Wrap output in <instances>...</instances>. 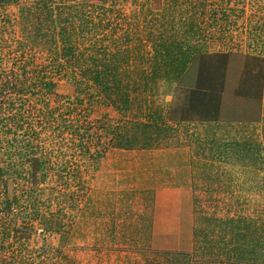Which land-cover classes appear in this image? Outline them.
<instances>
[{
    "label": "rangeland",
    "instance_id": "obj_1",
    "mask_svg": "<svg viewBox=\"0 0 264 264\" xmlns=\"http://www.w3.org/2000/svg\"><path fill=\"white\" fill-rule=\"evenodd\" d=\"M82 2L88 3L87 13L93 5L103 23L108 20L97 37H104L108 51H115L112 41L119 37V55L128 57L135 82L140 72L150 74V62L138 57L151 59L153 44L161 41H179L203 53H233L243 57L235 63L264 66V0H66L67 5ZM30 3L0 2V218L11 221L0 231V259L11 264H183L151 246L147 218L155 192L180 186L179 155L170 161L169 148L179 150L184 138H159L144 150L108 145L116 126L128 130L127 122L143 121L147 108H163L179 95L167 100L164 85L150 83L145 93H130L132 107L122 112L91 94V87L71 85L64 70L56 72L53 48L25 37L22 30L30 21L21 9ZM99 6L107 10L94 9ZM96 35L86 32L80 49L92 45ZM223 69L217 63L209 71L218 80ZM43 76L57 83L54 94L41 90ZM186 92H180L182 98ZM41 161L44 179L37 170ZM5 202L11 203L9 216ZM203 204L207 212L213 203ZM49 218L58 219V231H45Z\"/></svg>",
    "mask_w": 264,
    "mask_h": 264
},
{
    "label": "crops",
    "instance_id": "obj_2",
    "mask_svg": "<svg viewBox=\"0 0 264 264\" xmlns=\"http://www.w3.org/2000/svg\"><path fill=\"white\" fill-rule=\"evenodd\" d=\"M179 47L195 53L185 74L157 81L177 101L140 121L157 124L162 133L153 137L184 138L179 150L169 148L170 161L179 155L180 186L159 189L149 208L150 244L181 253L183 264H264V66ZM217 63L218 80L210 74ZM203 203L213 204L206 212Z\"/></svg>",
    "mask_w": 264,
    "mask_h": 264
},
{
    "label": "trees",
    "instance_id": "obj_3",
    "mask_svg": "<svg viewBox=\"0 0 264 264\" xmlns=\"http://www.w3.org/2000/svg\"><path fill=\"white\" fill-rule=\"evenodd\" d=\"M0 2H3V0H0ZM86 4L88 3L67 5L66 0H59L57 3L52 0H32V3L21 9V15H25V19L29 18L30 21V24H27L28 27L30 26L29 29L23 27L22 30L25 32V37L30 38L32 42L47 43L53 48L51 60L56 61V72L61 73L64 70V76L67 77L66 80L71 85L78 87L83 84L85 88L91 87L94 90L91 94L102 97L115 109L124 112L129 111L132 107L131 92L137 93L140 89L142 93H145L150 89V83H155L160 79L175 82L185 74L187 65L194 59V56L190 55L195 53H177L180 50L179 42L166 43L161 41L158 45H155L151 59L150 56L149 58L146 56L138 57L141 63L142 61L145 63L150 62L148 67L150 69L148 73L150 74L142 71L139 80L133 81L134 71L126 67L128 57L119 55V37L112 41L115 51H108V46L102 45L104 37L97 36L100 35L98 33L100 29L109 26V22L107 20V23H103L105 21L99 13L95 14L93 5H89V8H92V13H87L85 11V8L88 7ZM94 9L101 13L107 10L103 6L94 7ZM91 30L97 34L92 45L80 49V46L87 41L86 32ZM174 50H176V53H174ZM49 66H52V64H49ZM44 78L43 76L40 80L41 90L44 88L49 94H54V89L58 86L57 83ZM43 95L45 94L42 91L41 96ZM55 96H57L56 93ZM133 98L135 99V97ZM12 106L14 105L11 103L10 111ZM140 108L138 106L139 110ZM147 110H150V107ZM155 115H158V112ZM145 116L148 118L151 115L147 114ZM127 123L130 126L128 130L116 126L110 131L112 137L108 143L109 147L122 150L148 148L159 139L157 136L153 137V135L162 133L157 132L160 129L157 124L139 122L138 120ZM43 165L45 163L41 161L39 167H37V170L41 171L42 179L47 175L43 172ZM5 203L4 213L9 216L11 203ZM57 220L45 219V225L50 226L49 229L46 226L45 231H58L60 224ZM10 224V220L3 222L0 218V226L4 228L0 231L5 232ZM15 231L17 232V229ZM160 255L173 256V260L183 257L181 253L170 252H162ZM0 260V264H11L10 261H6L4 258Z\"/></svg>",
    "mask_w": 264,
    "mask_h": 264
}]
</instances>
